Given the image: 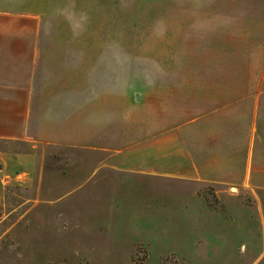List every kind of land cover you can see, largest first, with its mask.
Returning a JSON list of instances; mask_svg holds the SVG:
<instances>
[{"label": "rangeland", "instance_id": "374dc122", "mask_svg": "<svg viewBox=\"0 0 264 264\" xmlns=\"http://www.w3.org/2000/svg\"><path fill=\"white\" fill-rule=\"evenodd\" d=\"M46 12L41 41L80 48L96 139L40 150L43 195L21 191L37 177L16 178L15 193L0 182V234L41 201L10 232L28 243L4 241L0 264H201L198 251L221 261L232 247L212 219L258 218L248 193L264 198V0H57ZM114 154L118 168L176 178L127 175L106 190ZM191 168L212 176L213 210L199 213Z\"/></svg>", "mask_w": 264, "mask_h": 264}, {"label": "crops", "instance_id": "0c3cea01", "mask_svg": "<svg viewBox=\"0 0 264 264\" xmlns=\"http://www.w3.org/2000/svg\"><path fill=\"white\" fill-rule=\"evenodd\" d=\"M53 1L57 0H0V182L9 179L7 190L12 193L17 191L16 178L22 175L29 180L39 179L35 189L27 185L21 189L22 193H46L43 189L47 175L42 168H37L41 149L49 146L92 147L96 139L94 132L89 133L95 129L92 125L95 92L87 84H80L78 44L41 41V36L46 33L47 3ZM80 124L87 130L85 135L79 133ZM121 158L122 155L118 154L110 157L113 162L110 167L114 168L106 169L104 173L106 190L117 186L120 183L118 179L127 175L176 178L174 174L155 170L118 168L114 162ZM97 173L93 172V175ZM63 176L62 172H55L54 182L48 188L52 190L64 182ZM74 177L71 173L70 178ZM211 177L192 168L183 176L185 182L193 184L189 188L190 195L198 201L200 214L213 210L204 195L210 190L204 183ZM255 190L248 194L253 200L251 205L258 209L259 217L244 222L212 219V226L226 228L232 249L221 261L207 258L198 251L201 264H264V198L258 189ZM40 203L28 207L22 217L12 222L6 233L0 234V244L8 240L28 243L29 233L18 235L10 232L25 221V217L30 216ZM24 206L25 202L18 204L12 207V212ZM8 218L9 214L0 220V224ZM198 221L201 227L202 219ZM133 242L120 245L118 252H126ZM23 247L29 258L33 255L42 258L36 256L29 245ZM8 249L6 245L0 246V257Z\"/></svg>", "mask_w": 264, "mask_h": 264}]
</instances>
